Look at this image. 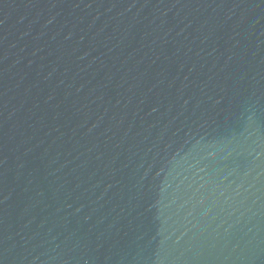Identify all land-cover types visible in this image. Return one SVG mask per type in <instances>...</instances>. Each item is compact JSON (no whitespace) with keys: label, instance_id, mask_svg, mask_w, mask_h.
<instances>
[{"label":"water","instance_id":"95a60500","mask_svg":"<svg viewBox=\"0 0 264 264\" xmlns=\"http://www.w3.org/2000/svg\"><path fill=\"white\" fill-rule=\"evenodd\" d=\"M0 264H264V0H0Z\"/></svg>","mask_w":264,"mask_h":264}]
</instances>
